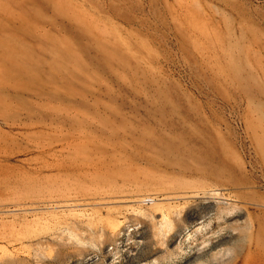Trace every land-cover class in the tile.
<instances>
[{
    "label": "rangeland",
    "instance_id": "374dc122",
    "mask_svg": "<svg viewBox=\"0 0 264 264\" xmlns=\"http://www.w3.org/2000/svg\"><path fill=\"white\" fill-rule=\"evenodd\" d=\"M0 264H264V0H0Z\"/></svg>",
    "mask_w": 264,
    "mask_h": 264
},
{
    "label": "bare ground",
    "instance_id": "6f19581e",
    "mask_svg": "<svg viewBox=\"0 0 264 264\" xmlns=\"http://www.w3.org/2000/svg\"><path fill=\"white\" fill-rule=\"evenodd\" d=\"M34 204V203H33ZM163 225L167 228L170 229L172 227L171 221H165ZM11 242V241H10ZM14 247V246H13ZM7 248H4L1 250V263L5 262L6 260H13L15 257L18 255L15 252H7ZM15 251V250H13Z\"/></svg>",
    "mask_w": 264,
    "mask_h": 264
},
{
    "label": "built area",
    "instance_id": "2783aa9c",
    "mask_svg": "<svg viewBox=\"0 0 264 264\" xmlns=\"http://www.w3.org/2000/svg\"><path fill=\"white\" fill-rule=\"evenodd\" d=\"M152 201L151 197H147L143 199L144 204L150 203Z\"/></svg>",
    "mask_w": 264,
    "mask_h": 264
}]
</instances>
